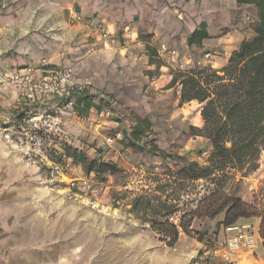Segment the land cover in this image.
<instances>
[{
	"label": "crops",
	"instance_id": "0c3cea01",
	"mask_svg": "<svg viewBox=\"0 0 264 264\" xmlns=\"http://www.w3.org/2000/svg\"><path fill=\"white\" fill-rule=\"evenodd\" d=\"M73 13L82 21L74 22ZM257 22L256 8L236 0H1L0 264H204L199 239L182 231L178 243L170 247L149 221L135 215L133 205L80 194L67 180L48 184L46 174L30 166L17 148L14 130L30 112L58 109V102L26 98L4 75L47 58L52 68L74 67L90 94L124 110L130 108L138 117L147 116L153 125L158 109L169 100L174 119L181 117L201 128V104L194 100L180 106L181 90L175 98V88H169L173 76L163 62L157 63L156 49L166 43L192 62L198 53L211 52L214 59L207 68L211 64L220 71L244 40L255 37ZM203 23L209 39L202 46L189 45V37ZM98 25L103 26L100 32ZM218 38L223 50L202 51L207 41ZM60 109L73 146L84 139L107 146L106 157L125 170L130 163L138 164L124 162L117 142L113 146L107 139L102 142L117 129L101 119L102 111L89 112L95 122L90 125L78 122L65 105ZM153 129L157 134L155 125ZM51 146L63 154L59 145ZM155 158L148 169L160 164ZM130 174L123 189L135 191L134 196L147 189L139 186L143 178L155 175ZM87 175L77 167L68 180ZM244 263L255 262L248 256Z\"/></svg>",
	"mask_w": 264,
	"mask_h": 264
},
{
	"label": "trees",
	"instance_id": "16d2710c",
	"mask_svg": "<svg viewBox=\"0 0 264 264\" xmlns=\"http://www.w3.org/2000/svg\"><path fill=\"white\" fill-rule=\"evenodd\" d=\"M236 2L239 5L247 4L256 8L258 22L253 26L255 37L244 40L220 71L205 67L199 72H179L169 85V88L180 85V104L194 100L201 104L200 114L204 125L200 136L207 138L212 145L211 160L216 166L200 169L195 163L188 164L183 170L192 181L212 177L216 171L223 172L229 165L240 167L249 165V169L255 170L264 147V0ZM207 39H209L207 25L203 23L189 37V45L202 46ZM148 50L151 56H156L154 50L149 47ZM73 98L75 111L82 117L88 116L92 109L102 111L100 103L106 99L94 96L86 90ZM96 98H100V103L96 104ZM136 122V127L129 132L125 131L124 134L130 139V146L143 152L146 150L140 145L141 136L147 127L153 128V123L147 116L145 118L137 116ZM53 141L63 150V154H60L55 147L51 148L50 157L54 160L60 161L63 156L71 158L85 173L88 175L94 173L99 177L121 171L117 163L105 161L100 157L93 158L86 150L74 147L69 142H60L56 139ZM150 152H153L155 157L161 156L159 147L151 148ZM219 201L222 203L215 208L214 205ZM206 202L212 208L208 214L210 218L213 219L216 213L224 212L221 226H230L251 217L261 218L263 222L260 233L264 239V215L258 209L244 203L240 198H224L221 192H214L206 198ZM179 220L178 225L169 218L161 221L151 220L149 223L158 237L166 241L170 247H175L182 231L189 236L197 237L200 241H206L214 237L219 230L216 229L209 236L200 235L192 228L193 220L186 221L183 215Z\"/></svg>",
	"mask_w": 264,
	"mask_h": 264
},
{
	"label": "rangeland",
	"instance_id": "374dc122",
	"mask_svg": "<svg viewBox=\"0 0 264 264\" xmlns=\"http://www.w3.org/2000/svg\"><path fill=\"white\" fill-rule=\"evenodd\" d=\"M253 24L251 25L253 26ZM221 39L207 41L203 45L202 51L223 50L224 43L221 42ZM206 53L208 52L198 53V56L193 57V63L190 62L189 56L187 60H183L180 55L179 63L184 65V68L177 67L173 69L168 67L169 72L174 78L179 72L189 73L203 70L205 66H197L194 62L203 60ZM213 59L212 54L210 60L212 61ZM160 62L162 61L157 59V63L160 64ZM10 74L4 75L6 81L10 77ZM175 88L174 95L176 98L177 91L178 89L181 90V88L178 84ZM95 102L96 104L100 103V98H96ZM100 105L102 111L109 110L111 112L109 117L104 115L101 119L117 126V129L109 131L103 137L102 142H105L107 137H113L116 133L121 132L122 140L117 141L116 147L121 149V153L127 155L130 161L142 163L145 166L152 161H156L155 155L153 152H150L151 148L155 146L160 148L161 156L158 158L160 162V173L143 178L145 182L139 186L148 187L147 189H140L141 196H134L133 193L135 191L133 190L123 189V186L127 184L130 176L125 169L119 166L121 171L118 173L107 174L103 177L95 174L98 186L100 187L102 185L104 189V192L98 197L110 198V202L114 204L118 201L131 204L133 205L132 209L135 215L146 221H161L169 218L173 223L178 225L180 222L179 219L183 215L186 221L193 220L192 228L196 232H199L200 235L212 234L216 229L221 227L220 222L224 220V212L216 213L213 219L208 216L212 208L206 202V198L214 192H221L224 198H240L244 203L258 209L264 215V147L259 155L255 170L249 169V165L243 167L229 165L225 171H216L212 177L192 181L188 179L187 174L183 170L188 164L195 163L200 169L216 166L213 164L214 161L211 160L212 145L210 141L200 136L203 126L201 128L194 127L191 121H182L181 117L174 119L173 105L168 100V102L163 104L164 108L162 107L161 110L158 109L159 112L157 111L156 113L157 118L154 121V125L156 126L157 134L153 128L149 129L147 127L140 141V145L146 151L139 152L133 146H130V139L125 137L124 134L125 131L129 132L136 127L137 114L130 108L128 110L119 108L108 99H105ZM182 105L180 104V106ZM200 109L201 107L199 111ZM79 122L90 125L95 123L90 120V116H86L84 120H80ZM13 128L14 126L10 127L9 130H13ZM192 129H197V131L194 132ZM195 134H198V137H200L198 140ZM92 143L80 139V142L76 146L77 148L86 150L88 155L93 158L100 157L105 161L111 162L105 155L110 149L107 146H97V143L96 145ZM203 151L210 153V158L207 159V165L199 164L196 161L198 153ZM118 161H121V158ZM77 167L83 170L82 167ZM43 178H45L44 175ZM48 184L52 185L51 183ZM137 199L140 200L137 201ZM221 203L219 201L214 207L220 206ZM262 222L263 220L258 217H251L238 222L240 225L248 224L251 226V232L258 238L257 245L253 249L254 253L251 256V259L255 262L254 264H264V239L260 233ZM259 236L262 237V242L259 241Z\"/></svg>",
	"mask_w": 264,
	"mask_h": 264
},
{
	"label": "built area",
	"instance_id": "2783aa9c",
	"mask_svg": "<svg viewBox=\"0 0 264 264\" xmlns=\"http://www.w3.org/2000/svg\"><path fill=\"white\" fill-rule=\"evenodd\" d=\"M73 21L81 22L82 19L77 13H73ZM97 29L100 32L103 30V26L98 25ZM156 55L163 62L164 67L184 68V65L179 63L180 55L177 47L162 43L156 49ZM211 57V53H206L203 60L194 63L197 66L206 67L211 62ZM190 62H192L191 59ZM9 76L7 83L16 87L26 98L43 103L48 100L58 102V109L30 112L23 117L20 126L14 130V142L17 148L22 151L26 162L46 174L47 183L67 180L70 187L78 193L98 198L104 189L102 185L98 186L94 173L81 180H68L72 172L77 169L74 161L65 156L60 161L50 157V150L54 148L51 146V143H54L53 139L69 143L72 141V134L64 124L60 107L65 105L72 109L78 122L85 119V117L78 116L74 107L73 97L85 90V86L78 81L75 68L71 66L52 68L49 60L44 58L39 64L28 65L12 72ZM101 115L109 117L111 112L103 110ZM5 131H9V129ZM106 139V143L113 146L114 143L122 140V133L118 132L115 136ZM209 158L210 153L203 151L198 153L196 161L199 164L207 165ZM123 159L126 164L129 163L127 155H124ZM126 171L133 175L139 173L147 175L150 172L159 174L160 166L155 164L151 169H148L142 163H130ZM257 239L256 235L251 232V226L234 223L230 226H223L210 240L201 241L203 244L199 253L203 257L204 264H245L248 256H252L254 253L253 249L257 245Z\"/></svg>",
	"mask_w": 264,
	"mask_h": 264
},
{
	"label": "water",
	"instance_id": "95a60500",
	"mask_svg": "<svg viewBox=\"0 0 264 264\" xmlns=\"http://www.w3.org/2000/svg\"><path fill=\"white\" fill-rule=\"evenodd\" d=\"M208 67L210 68L211 67V64Z\"/></svg>",
	"mask_w": 264,
	"mask_h": 264
}]
</instances>
